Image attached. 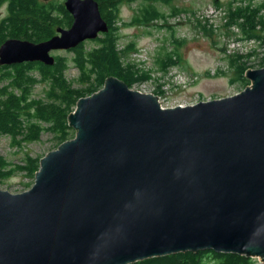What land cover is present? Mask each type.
<instances>
[{
    "label": "water",
    "instance_id": "95a60500",
    "mask_svg": "<svg viewBox=\"0 0 264 264\" xmlns=\"http://www.w3.org/2000/svg\"><path fill=\"white\" fill-rule=\"evenodd\" d=\"M49 1V0H45ZM48 41L9 39L0 66H52L108 31L94 0ZM238 93L162 108L108 77L69 114L75 136L39 160L29 190H0V264H134L215 251L264 264V67Z\"/></svg>",
    "mask_w": 264,
    "mask_h": 264
},
{
    "label": "trees",
    "instance_id": "16d2710c",
    "mask_svg": "<svg viewBox=\"0 0 264 264\" xmlns=\"http://www.w3.org/2000/svg\"><path fill=\"white\" fill-rule=\"evenodd\" d=\"M100 15L108 26L106 33L95 40L79 44L67 51L72 56L54 55L52 66L41 63H23L12 66H0V137L7 136L13 145L37 143L42 134H50L57 146L66 142L73 132L68 127V116L75 109L76 102L83 97L99 91L108 77H116L129 88L132 85L149 80L150 72L142 70L131 62L130 56L137 52L133 42L120 45L121 28L120 8L137 0H94ZM263 1V0H262ZM172 0H142L131 27H150L153 24L167 22L169 16L180 14L172 8L171 13L162 11V6H170ZM215 3H217L215 1ZM228 3V16L225 26H236L248 40L264 42V21L261 11L264 4L253 7L250 3L245 9L231 8ZM4 15L0 16V46L9 39H19L33 44L48 41L56 30L68 29L72 24L71 15L65 10L63 0H0ZM161 7V8H160ZM260 25V26H258ZM167 26V25H166ZM258 26V27H256ZM171 50H165L159 60L162 70L171 67L184 68L179 48L184 39L175 36V27L168 26ZM263 34V35H262ZM256 56V55H254ZM240 56L227 57L229 66L234 68V77L230 83H247L244 78V64ZM73 66L79 74L80 88L72 87L73 81L66 79V71ZM37 72L44 82L43 97L33 96L35 82L30 73ZM76 81V82H77ZM40 156L31 158L25 153L22 166H13L0 156V184L14 172H24L29 178L39 168ZM134 264H259L254 258L237 254H222L215 251L197 253H176L139 261Z\"/></svg>",
    "mask_w": 264,
    "mask_h": 264
},
{
    "label": "rangeland",
    "instance_id": "374dc122",
    "mask_svg": "<svg viewBox=\"0 0 264 264\" xmlns=\"http://www.w3.org/2000/svg\"><path fill=\"white\" fill-rule=\"evenodd\" d=\"M228 3H232L233 10L245 9L249 3L253 7L260 6L264 4V0H172L170 6L160 8L165 13H171L172 8H175L181 11L180 14L169 16L162 26L153 24L147 28L126 26L136 15L142 0L119 7L118 25L121 28L119 46L133 42L138 50L129 57L131 62L139 69L148 70L151 77L132 85L130 89L158 97L162 108H173L216 100L236 94L246 87V83L243 82L230 83V78L235 75L227 57L240 56L239 63L244 64V71L261 69L264 67V42L248 40L236 26H225ZM260 14L264 15V10ZM3 15L4 9L1 7L0 16ZM261 17L264 21V16ZM168 26L175 27L173 30L176 32L175 36L185 40V44L179 48L185 66L171 67L165 71L160 68L159 60L165 50L172 49L169 44L171 39ZM54 55L69 58L72 56L67 51L52 53V56ZM77 72L73 66L65 72L66 79L73 81L71 86L75 89L80 88ZM28 75L37 81L33 90L35 99L43 97L45 85L39 74L32 72ZM71 131L73 134L68 140L75 136L74 130ZM51 136L48 133L42 134L39 142L24 143L20 147L13 145L9 137L2 136L0 156L13 166L23 165L25 153L31 158L40 156L41 159L59 146ZM33 182L34 178L16 171L0 184V190L18 194L29 190ZM256 260L259 263V260Z\"/></svg>",
    "mask_w": 264,
    "mask_h": 264
}]
</instances>
